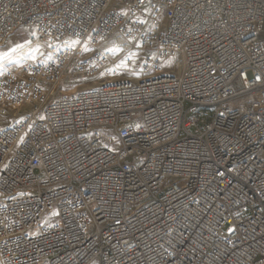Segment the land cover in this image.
I'll return each instance as SVG.
<instances>
[{"label":"built area","instance_id":"2783aa9c","mask_svg":"<svg viewBox=\"0 0 264 264\" xmlns=\"http://www.w3.org/2000/svg\"><path fill=\"white\" fill-rule=\"evenodd\" d=\"M20 29L1 264H264V0H0V47ZM115 40L146 80L50 92Z\"/></svg>","mask_w":264,"mask_h":264},{"label":"rangeland","instance_id":"374dc122","mask_svg":"<svg viewBox=\"0 0 264 264\" xmlns=\"http://www.w3.org/2000/svg\"><path fill=\"white\" fill-rule=\"evenodd\" d=\"M28 37H29V31H27L26 29H20L16 33L15 37H11L5 45L1 46L0 47V57H2V59H0V64L6 62L13 53H15V52L19 51L21 48L29 45ZM263 39H264V36H263ZM127 59H129V58H125L123 61L119 62V65H118L119 66L118 69L120 72L119 76L118 75H112V78L104 81L105 83L111 82L114 84L116 82L130 80V79H133L132 81H134V79H135V81H137L140 78H143L142 75L136 73L137 67L139 66V64L141 62V58L139 56L133 57L132 58V60H133L132 65H130L128 68H125ZM6 65H8V64H6ZM104 77L105 76H100L97 78L100 81ZM93 79L79 80L78 82L74 83L75 84L74 86L80 85L79 87H82L85 85H87V86H89V85L90 86L101 85V84H97L98 82H97L96 78H95V80H93ZM69 82H73V81H65L62 83V85H60V87L55 88L53 90H50V92L54 91L55 94H57L56 96H58L60 94L68 92V90H74V88L73 89L64 88V86L67 87V85H69ZM74 86H72V87H74ZM0 264H1V262H0Z\"/></svg>","mask_w":264,"mask_h":264},{"label":"bare ground","instance_id":"6f19581e","mask_svg":"<svg viewBox=\"0 0 264 264\" xmlns=\"http://www.w3.org/2000/svg\"><path fill=\"white\" fill-rule=\"evenodd\" d=\"M124 50H126L124 43L121 40H115L114 43L112 45H110L108 47V52H110V56H109V66H108V72L106 74V76L102 79V80H98L97 79V84H101L102 86H110V85H115V84H119L122 82H129L132 81L133 79L130 80H125V81H120V82H116V83H105V80H109L110 78H112V75H118L120 74L119 69H118V65L120 61H123L125 58H129L126 61V67L128 68L130 65H132L133 60L132 58L135 56H139L141 58L142 61V55L138 54V53H131L128 54L127 56L125 55L126 53L124 52ZM38 54L35 50H33L29 45H27L26 47L21 48L19 51L13 53L9 59L0 64V72L6 71L8 68L10 67H14V68H20V65L26 64L29 61H38ZM8 64V65H6ZM115 70V73H114ZM114 74H113V73ZM151 78V77H150ZM95 80V79H93ZM139 80H146L145 78H140ZM135 81V79H134ZM138 81V80H137ZM76 82H69V85H67V87L64 86V88H71L74 90H68V92H74L75 89H77L79 87V85L74 86ZM74 86V87H72ZM87 86V85H85ZM66 92V93H68ZM54 94V93H53Z\"/></svg>","mask_w":264,"mask_h":264},{"label":"crops","instance_id":"0c3cea01","mask_svg":"<svg viewBox=\"0 0 264 264\" xmlns=\"http://www.w3.org/2000/svg\"><path fill=\"white\" fill-rule=\"evenodd\" d=\"M15 35H16V34H14V35H13V36H11V37H15ZM11 37H10V38H11ZM10 38H9V39H10ZM9 39H8V41H9ZM10 55H11V54H10ZM84 84H85V83H84Z\"/></svg>","mask_w":264,"mask_h":264},{"label":"snow or ice","instance_id":"6c2138e0","mask_svg":"<svg viewBox=\"0 0 264 264\" xmlns=\"http://www.w3.org/2000/svg\"><path fill=\"white\" fill-rule=\"evenodd\" d=\"M0 59H2V57H0Z\"/></svg>","mask_w":264,"mask_h":264}]
</instances>
